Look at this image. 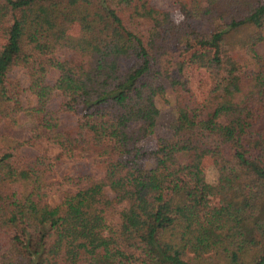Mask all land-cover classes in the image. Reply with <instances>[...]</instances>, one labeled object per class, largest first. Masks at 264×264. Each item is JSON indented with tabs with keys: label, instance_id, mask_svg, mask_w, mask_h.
<instances>
[{
	"label": "trees",
	"instance_id": "1",
	"mask_svg": "<svg viewBox=\"0 0 264 264\" xmlns=\"http://www.w3.org/2000/svg\"><path fill=\"white\" fill-rule=\"evenodd\" d=\"M169 1L0 0V264H264V0ZM75 158L100 177L56 180Z\"/></svg>",
	"mask_w": 264,
	"mask_h": 264
},
{
	"label": "rangeland",
	"instance_id": "2",
	"mask_svg": "<svg viewBox=\"0 0 264 264\" xmlns=\"http://www.w3.org/2000/svg\"><path fill=\"white\" fill-rule=\"evenodd\" d=\"M149 1L151 5H153L156 8H160L163 10H174L169 0H149ZM67 32L69 34H77L78 26L76 24H71L68 27ZM4 44L5 41L0 39V50L3 48ZM255 50L258 53H263L264 42L257 45ZM11 75L20 81L23 88L27 86V77L22 69L19 68L13 69ZM189 77H190L191 88L197 100L202 101L207 95L209 89V81L204 69V63L201 56L195 57V63L190 68ZM165 87L168 91L166 98H168L169 102L168 103H164L162 101L158 102V106L161 110V115L157 123V128L152 136L140 142V145L142 147L150 148L154 145L155 141L158 138L169 136L167 125L170 122V120L174 117V107L172 103V98L170 96L171 94L169 92L168 85H166V83H165ZM28 98H29L28 93L24 92L22 94V100L25 104L28 102ZM30 126H31V121L28 118L21 116L19 124L15 128L11 129L10 133L12 134V136L18 139H25L27 137V129ZM43 149L46 148L44 146H41V148L29 150V152L37 153ZM46 150L50 156H54L56 153L55 150L52 149H46ZM203 171L205 173L206 181L210 184H214L217 179V174L210 160H205V162L203 163ZM62 173H65L67 175H75V176L92 175L94 178H99L101 175L100 171L95 169V167L91 165V162H89L84 158H75L74 160H63L55 170V179L59 180L61 178L60 176ZM68 190H73V188L68 184H53L52 186H49L44 190L46 194V200L50 204H55L62 196V194ZM200 201L209 204H217L216 198L212 196H208L206 194H202L200 196Z\"/></svg>",
	"mask_w": 264,
	"mask_h": 264
}]
</instances>
